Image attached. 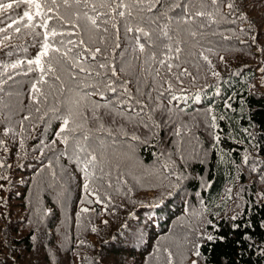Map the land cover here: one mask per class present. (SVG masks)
Segmentation results:
<instances>
[{"label":"trees","instance_id":"1","mask_svg":"<svg viewBox=\"0 0 264 264\" xmlns=\"http://www.w3.org/2000/svg\"><path fill=\"white\" fill-rule=\"evenodd\" d=\"M0 4V264H264V0Z\"/></svg>","mask_w":264,"mask_h":264},{"label":"snow or ice","instance_id":"2","mask_svg":"<svg viewBox=\"0 0 264 264\" xmlns=\"http://www.w3.org/2000/svg\"><path fill=\"white\" fill-rule=\"evenodd\" d=\"M213 2H215V0H213ZM12 6V4H0V8L3 9L11 8ZM229 7H231V5H229ZM25 15H27V13H25Z\"/></svg>","mask_w":264,"mask_h":264},{"label":"bare ground","instance_id":"3","mask_svg":"<svg viewBox=\"0 0 264 264\" xmlns=\"http://www.w3.org/2000/svg\"><path fill=\"white\" fill-rule=\"evenodd\" d=\"M170 139V138H169ZM59 244V243H58ZM63 244V243H62ZM61 246V245H60ZM57 249V248H56ZM59 250V249H58Z\"/></svg>","mask_w":264,"mask_h":264}]
</instances>
